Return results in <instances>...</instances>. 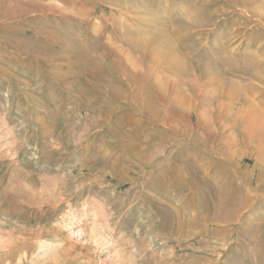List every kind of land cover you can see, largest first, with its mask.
<instances>
[{"label": "rangeland", "instance_id": "374dc122", "mask_svg": "<svg viewBox=\"0 0 264 264\" xmlns=\"http://www.w3.org/2000/svg\"><path fill=\"white\" fill-rule=\"evenodd\" d=\"M0 264H264V0H0Z\"/></svg>", "mask_w": 264, "mask_h": 264}]
</instances>
